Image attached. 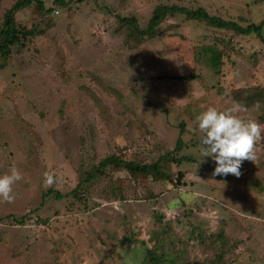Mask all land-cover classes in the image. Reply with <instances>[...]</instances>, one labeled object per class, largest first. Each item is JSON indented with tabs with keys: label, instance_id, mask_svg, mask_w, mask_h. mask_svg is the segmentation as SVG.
<instances>
[{
	"label": "rangeland",
	"instance_id": "obj_1",
	"mask_svg": "<svg viewBox=\"0 0 264 264\" xmlns=\"http://www.w3.org/2000/svg\"><path fill=\"white\" fill-rule=\"evenodd\" d=\"M15 1L0 0V27ZM65 1L18 11L16 25L35 35L0 55V175L22 176L13 201L0 199V264H139L155 246L188 264H264V139L239 177L213 175L191 130L209 106L264 125V43L170 14L135 44L116 19L144 28L155 6L178 4L245 25L264 18V0ZM207 44L220 51L217 71L197 53ZM112 154L160 159L169 177L110 166L85 185ZM75 186L80 201L67 195Z\"/></svg>",
	"mask_w": 264,
	"mask_h": 264
},
{
	"label": "trees",
	"instance_id": "obj_2",
	"mask_svg": "<svg viewBox=\"0 0 264 264\" xmlns=\"http://www.w3.org/2000/svg\"><path fill=\"white\" fill-rule=\"evenodd\" d=\"M52 5L45 6L44 0H16L9 8L6 9L3 21L0 27V55L8 57L11 53V47L19 42L24 35L32 36L35 35V30H24L19 28L16 25L15 14L21 9L34 5L40 14L50 13L55 5L65 6V0H52ZM170 14H182L186 18L196 21H202L208 24L209 26L226 29L233 32L235 35H256L264 43L263 27H264V18L258 22H248L245 25L240 24L238 21L232 19H225L219 15H213L208 13L204 8H190L187 6H181L178 4H158L154 7L151 12V15L148 19L147 25L142 28L137 22L135 16H120L116 15V19L120 23V27L124 29L127 35V40L133 41L135 44H140L145 39L152 38L153 36L161 33L158 30L159 25L163 20ZM226 44L231 43V41L225 40ZM198 55L203 56V60L214 70L217 71L221 65V56L220 51L215 45L207 44L200 47L197 51ZM195 77L190 75L189 78ZM188 78V76H187ZM257 90V89H256ZM255 95V94H254ZM242 106L249 107L256 102V99L243 100L238 99ZM247 101V102H246ZM180 138H178V142ZM182 157H179L178 160H181ZM161 160L158 159L153 163H140L136 160H127L119 155H109L105 158L99 160L95 165H92L88 170L87 174L83 175L82 182H85L87 185L88 182L93 180L97 181L102 177L106 176L110 171V166H113L117 169H124L130 171L132 174L142 173V174H152L159 178L169 177L165 172L160 169ZM78 182V186H79ZM75 186L67 195L72 194L77 200H81L77 194V187ZM55 193L56 198H62L66 194H61L49 189L48 193ZM112 194L115 192L111 191ZM110 194V193H109ZM25 216L17 219L19 224H23ZM155 246V245H154ZM161 248V246H160ZM162 249V248H161ZM165 250V249H164ZM164 251L159 252L158 248H148L147 253L146 249L142 261L139 264H188L186 261L177 259L175 257H167ZM177 253V252H176ZM177 256L180 257V254L177 253ZM219 256V255H218ZM176 258V259H175Z\"/></svg>",
	"mask_w": 264,
	"mask_h": 264
},
{
	"label": "clouds",
	"instance_id": "obj_3",
	"mask_svg": "<svg viewBox=\"0 0 264 264\" xmlns=\"http://www.w3.org/2000/svg\"><path fill=\"white\" fill-rule=\"evenodd\" d=\"M240 110L238 106L227 110L209 106L195 117L196 123L191 130L199 132L202 157H212L216 162L213 175L232 174L239 177L242 163L256 159V144L264 139V125L239 116L237 113ZM21 179V173L16 168L0 175V199L12 202L13 185ZM53 183V176L46 173L45 186Z\"/></svg>",
	"mask_w": 264,
	"mask_h": 264
},
{
	"label": "built area",
	"instance_id": "obj_4",
	"mask_svg": "<svg viewBox=\"0 0 264 264\" xmlns=\"http://www.w3.org/2000/svg\"><path fill=\"white\" fill-rule=\"evenodd\" d=\"M57 11V9H54V12Z\"/></svg>",
	"mask_w": 264,
	"mask_h": 264
}]
</instances>
